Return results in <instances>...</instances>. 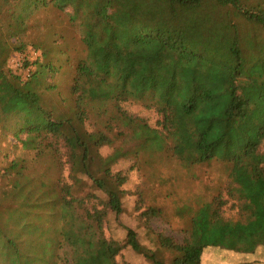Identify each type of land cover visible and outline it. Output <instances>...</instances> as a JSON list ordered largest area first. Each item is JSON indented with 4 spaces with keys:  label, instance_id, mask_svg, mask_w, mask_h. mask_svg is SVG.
Wrapping results in <instances>:
<instances>
[{
    "label": "trees",
    "instance_id": "obj_1",
    "mask_svg": "<svg viewBox=\"0 0 264 264\" xmlns=\"http://www.w3.org/2000/svg\"><path fill=\"white\" fill-rule=\"evenodd\" d=\"M31 51L34 59L11 64ZM59 61L75 63L63 111L46 81ZM0 75L19 106L42 117L30 123L31 114L15 134L20 154L4 168L0 264H129L118 260L127 247L152 264H202L207 248H264V0H0ZM129 102L154 110L157 127ZM24 154L49 158L43 172L57 174L53 182L32 184ZM165 157L187 170L218 162L229 182L208 201L175 208L182 240L157 232L152 250L132 228L123 241L109 238L128 180L115 166ZM230 202L236 218L225 215ZM162 213L149 206L141 215Z\"/></svg>",
    "mask_w": 264,
    "mask_h": 264
},
{
    "label": "rangeland",
    "instance_id": "obj_2",
    "mask_svg": "<svg viewBox=\"0 0 264 264\" xmlns=\"http://www.w3.org/2000/svg\"><path fill=\"white\" fill-rule=\"evenodd\" d=\"M58 15H49L51 22L60 19ZM68 29V35L72 37L70 44L73 51L71 54L78 57V54L81 53V47H79L77 34L73 29ZM26 54L31 59L37 56L32 51L23 53L20 56L13 57L11 64L18 66V61ZM71 63L59 61L57 63V66H60L59 71L56 74H50L46 80L48 83L58 86L52 94L51 103L56 104L53 101L56 100L59 104V111H63L66 107V104L61 102L62 97L64 96L67 100L71 98L69 85L73 75V65L75 64ZM19 103L21 102L18 101L5 78L0 75V195L4 190H9L11 187L10 182L3 176L4 168L10 160L20 154L16 147L20 143L17 141L15 134L28 123L31 114L33 117L30 123L42 121L41 115L35 108L28 106L30 112H26L23 106H19ZM15 104L18 106L17 108H14ZM124 106L131 113L146 118L152 127H157L158 115L154 110L146 109L141 104L131 102L125 103ZM111 151L112 148L110 147L102 149L104 154ZM24 156L27 158L26 175L32 176L33 180L35 179L33 182L31 181L32 184H37L40 187L41 184L53 182L57 174L43 172L47 164H52L49 158L33 162V158L31 159L28 154H24ZM152 160L155 161L154 164H146L141 159L139 168L138 166L132 167L134 160L124 158L115 166L116 171L122 170L128 176V180L123 186L126 190L123 200L124 211L119 216H109V220L105 225V232L109 238L123 241L127 234L126 228H132L138 233L140 242L143 245L152 250H157V246L152 239L157 232L179 240L184 237L183 228L186 226V221L185 218L175 215V208L186 203L197 206L210 200L221 188L227 186L229 178L224 166L218 162L195 166L193 169L187 170L181 168V165L173 158L165 157L163 160L157 158ZM64 176H68V171L65 170ZM140 196L143 199V207L138 205ZM22 201V199H18L19 204ZM149 206L159 207L163 213L161 216L154 217L147 222L144 217L142 218L141 213ZM225 215L236 218L235 210L231 209V202L225 208ZM164 258L169 261V254L164 253ZM118 260L121 263L128 262L129 264H152L150 260L133 251L130 247L122 251L118 256ZM202 264H264V248H258L253 254L236 253L220 248L207 249Z\"/></svg>",
    "mask_w": 264,
    "mask_h": 264
},
{
    "label": "crops",
    "instance_id": "obj_3",
    "mask_svg": "<svg viewBox=\"0 0 264 264\" xmlns=\"http://www.w3.org/2000/svg\"><path fill=\"white\" fill-rule=\"evenodd\" d=\"M207 249H212V248H207ZM206 249V250H207ZM215 249V248H214ZM206 250H205V252H206ZM205 252H204V254H203V257H202V262H203V259H204V256H205ZM251 254H253V253H251Z\"/></svg>",
    "mask_w": 264,
    "mask_h": 264
},
{
    "label": "built area",
    "instance_id": "obj_4",
    "mask_svg": "<svg viewBox=\"0 0 264 264\" xmlns=\"http://www.w3.org/2000/svg\"><path fill=\"white\" fill-rule=\"evenodd\" d=\"M25 74H26V77H28L29 76V71L27 70Z\"/></svg>",
    "mask_w": 264,
    "mask_h": 264
}]
</instances>
